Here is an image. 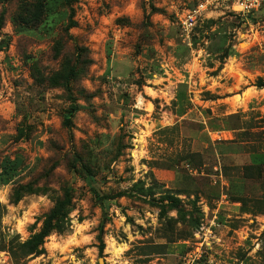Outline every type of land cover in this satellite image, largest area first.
Instances as JSON below:
<instances>
[{"label": "rangeland", "instance_id": "374dc122", "mask_svg": "<svg viewBox=\"0 0 264 264\" xmlns=\"http://www.w3.org/2000/svg\"><path fill=\"white\" fill-rule=\"evenodd\" d=\"M201 1H0V264H264V6Z\"/></svg>", "mask_w": 264, "mask_h": 264}, {"label": "trees", "instance_id": "16d2710c", "mask_svg": "<svg viewBox=\"0 0 264 264\" xmlns=\"http://www.w3.org/2000/svg\"><path fill=\"white\" fill-rule=\"evenodd\" d=\"M2 3L7 2L9 0H0ZM4 14H1V18H0V25L2 26L3 20H4ZM259 87H264V80H262L261 78L259 79V82L256 84ZM68 88V86H67ZM69 89V88H68ZM70 91V90H69ZM73 105L71 107V109L68 112V115L65 117L64 120V124L68 127L71 128L72 127V117L75 114L76 110H77V106L74 104V99L71 96ZM194 154H188V156H186V159H192V156ZM67 194L64 195V197L62 199H60L56 205L51 209V211L47 214H45L44 216V222H43V227L41 228L40 231L36 232L31 239L24 243L22 247L25 248V252L27 254H41L43 253L44 249H43V244L46 240V238L54 231H65V229L67 228L68 225V213L65 211V208L67 206V204H69V202L67 201ZM167 197H171V199L173 200V196H167ZM175 199V198H174ZM99 203L101 205V208L103 210V214L106 217L107 214V205L104 201V197H99ZM175 209L178 210L177 206H174ZM100 233L98 236V240H99V252L101 255H103L104 250H105V241H104V237H103V228L102 225L100 227Z\"/></svg>", "mask_w": 264, "mask_h": 264}, {"label": "built area", "instance_id": "2783aa9c", "mask_svg": "<svg viewBox=\"0 0 264 264\" xmlns=\"http://www.w3.org/2000/svg\"><path fill=\"white\" fill-rule=\"evenodd\" d=\"M213 3L214 0L201 1L194 8L186 10L183 16H181L180 26L183 36H185L186 39L191 38L193 29L202 19V16L208 9V6L212 5ZM234 5L236 6L235 11L243 16H246L248 14L260 11L264 6V0H234ZM203 228L204 227H202V229ZM196 236L200 237V231L196 232ZM204 243H206V241L201 242V244Z\"/></svg>", "mask_w": 264, "mask_h": 264}, {"label": "crops", "instance_id": "0c3cea01", "mask_svg": "<svg viewBox=\"0 0 264 264\" xmlns=\"http://www.w3.org/2000/svg\"><path fill=\"white\" fill-rule=\"evenodd\" d=\"M229 1H230V6H231L232 9L234 10V12H235L236 14H238V15H241V14H239L237 11H235L236 6L234 5V0H229Z\"/></svg>", "mask_w": 264, "mask_h": 264}, {"label": "water", "instance_id": "95a60500", "mask_svg": "<svg viewBox=\"0 0 264 264\" xmlns=\"http://www.w3.org/2000/svg\"><path fill=\"white\" fill-rule=\"evenodd\" d=\"M101 263H103V259L101 258Z\"/></svg>", "mask_w": 264, "mask_h": 264}]
</instances>
